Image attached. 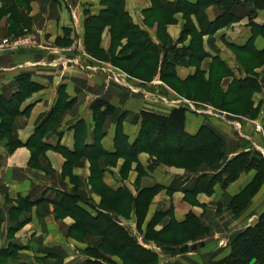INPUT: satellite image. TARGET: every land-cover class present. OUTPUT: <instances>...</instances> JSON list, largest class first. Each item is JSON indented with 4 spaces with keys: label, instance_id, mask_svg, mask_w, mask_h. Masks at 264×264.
Returning a JSON list of instances; mask_svg holds the SVG:
<instances>
[{
    "label": "crops",
    "instance_id": "obj_1",
    "mask_svg": "<svg viewBox=\"0 0 264 264\" xmlns=\"http://www.w3.org/2000/svg\"><path fill=\"white\" fill-rule=\"evenodd\" d=\"M114 1L17 0L20 11L26 12L30 19L28 28L36 32L37 47L0 54V97L16 89L15 78L20 74H28L41 89L21 104L22 113L13 120L12 137L24 144L35 128L57 109L61 93L74 100L67 110L54 115L50 129L42 138L49 147L38 155L37 166L31 161L30 149L21 145L8 152L0 139V251L18 244L16 254L22 261L89 264V257L83 255L100 245L99 234L86 235L82 241L69 235L73 217L55 213V203L61 193L81 197L77 205L91 215L99 211L117 216L119 224L148 249L157 247L144 237L146 226L156 213L164 215L155 225L156 231L171 219L181 222L189 213L195 215L199 223L208 228L202 238L206 247L213 239L230 237L232 241L264 208V183L243 211L236 214L229 208L231 199L251 182L255 172L241 174L224 188L216 184L211 194L201 192L195 196V203H191L183 190L195 174H188L182 168L156 165L153 156L145 152L134 159L119 153L122 147L131 146L136 139L141 111L168 115L178 107L175 102L191 110L185 115V132L193 135L202 125L208 126L225 142L227 157L252 148H264V64H258L255 59L250 62L249 53L250 48L262 51L264 38L252 36L248 20V14L254 12L256 16L251 23L262 26L264 10H256L250 3L237 0L240 6L232 10L238 19L205 33L202 29L206 22L200 21L194 12L162 10L153 0H121L117 8L126 13L132 32L134 26L135 31L146 35L144 41L129 33L117 38L113 30L117 23L113 21L103 27L97 46L92 41L94 47L88 49L87 19L103 14L108 7L114 6ZM162 1L173 6L177 4V0ZM182 1L195 4L199 0ZM217 1L213 0L205 8L207 22L215 21L221 14ZM26 5L27 10H24ZM250 68L252 74H248ZM145 69L149 71L145 79L138 78L147 72ZM140 71V76H133V72ZM253 75L259 76L255 84L257 89H249L250 93L244 96L247 91L243 85L251 80L250 76L254 79ZM168 80L183 88L193 85L197 94L203 89H224L221 93L230 98L225 99L223 106L242 103L254 113L231 115L218 111L209 101L179 94ZM234 84L238 90L231 89ZM245 98L248 105H245ZM97 101L106 102L114 109L104 116L99 132L95 131L96 117L104 109L94 111ZM236 123L242 126L236 131L238 134H235ZM117 128H120L118 138ZM95 142L105 152L94 161L96 172L83 152ZM59 147L71 156L57 149ZM214 166L207 167L209 175L218 171ZM97 174L109 194L124 190L131 199L140 189L153 184L161 186L149 202L140 229L132 202L125 203L128 206L125 215L101 204L100 194L93 185ZM111 204L121 206L113 198ZM219 253V260L227 254L226 250ZM162 260L159 258L161 264H170L175 259L165 263ZM93 261L99 264L98 259ZM115 263L121 264L120 260Z\"/></svg>",
    "mask_w": 264,
    "mask_h": 264
},
{
    "label": "trees",
    "instance_id": "obj_2",
    "mask_svg": "<svg viewBox=\"0 0 264 264\" xmlns=\"http://www.w3.org/2000/svg\"><path fill=\"white\" fill-rule=\"evenodd\" d=\"M121 0H115L114 6L108 7L107 10L98 17H90L87 19V40L86 46L92 49L93 43L97 46V39L103 27L111 22H116L117 26L113 30L119 38L124 33L136 35L143 41L146 38L144 33L135 31L128 20L125 12L119 11L117 8ZM159 4L162 10L172 11L181 9L185 12H194L198 14L200 21H205L202 32L208 33L216 29L229 25L238 19L233 12V8L240 6L237 0H218L216 4L221 7V14L213 22H207L204 17L205 8L213 2V0H199L195 4H187L182 0H177L175 6L164 3L162 0H153ZM250 3L256 10H264V0H244ZM0 13L9 16L12 22L15 19L17 25L23 29L29 30L30 19L26 12L20 11L17 0H0ZM27 10V5L24 7ZM1 14V15H2ZM251 14H254L252 12ZM250 14H248V17ZM249 20L251 24L252 36L260 35L264 38V24L257 26ZM25 21V23H24ZM135 31V32H134ZM14 35V34H13ZM116 38V37H115ZM95 41H94V40ZM88 44H90L88 46ZM250 62L255 59L258 64H264V49L256 51L250 48ZM250 71V70H249ZM171 73V72H170ZM16 89L9 97H0V139L3 145L10 152L17 146H25L32 151L31 161L35 166L38 165L37 157L44 152L49 146L42 141L43 135L50 129L54 121V115L61 110H67L74 100L69 99L65 94L61 93L56 104L55 111L46 122L35 128L32 136L22 144L12 137L13 120L22 113L20 111L21 104L35 91L41 89V86L32 81L28 74H20L15 78ZM59 89H63L60 87ZM103 108L104 110L97 113L95 131L99 132L103 125L105 115L113 112V107L106 102L97 101L93 109ZM24 112V111H23ZM186 108H173L168 115H161L149 111L140 112L139 132L133 144L129 147H122L120 154H124L127 158H135L137 154L145 152L156 158V163L167 166L179 167L189 173H193L206 166L212 165L223 158V140L211 128L206 125L199 127L198 131L193 134H187L184 129ZM120 136V128H117V138ZM64 152L67 156L68 151L64 148H57ZM87 158L91 161V167L94 161L98 160L101 154H105L100 149L98 142L87 147L83 151ZM70 161V160H69ZM95 172L96 165L94 166ZM254 170L255 174L251 182L235 195L230 203L229 208L236 214L245 209L251 197L258 191L264 181V159L255 152H242L231 158L225 166L216 174L208 173L195 174L192 181L183 191L186 199L195 203V196L201 192L211 194L215 184H220L223 188L229 183L237 179L240 173ZM161 186L153 184L146 188L140 189L135 197H131L123 190L119 193L112 194L110 197L101 195V204L106 208L118 210V206L112 205V198L115 201L126 198L124 203L130 205L133 203L135 216L137 219V228L143 222L149 202L155 194L159 192ZM107 197V198H106ZM82 201L81 197L76 194L61 193L59 200L55 203V213L57 216L64 214L70 215L75 219V226L69 228V235L75 238L84 239L86 235H101V243L98 247L88 249V254L95 252L98 254L112 253L117 255L122 264H155L158 260L157 254L150 249H145L139 245L136 238L129 234L127 230L121 226L115 217L102 212L96 211L95 215H91L84 208L77 205ZM121 203V202H120ZM128 207V206H127ZM120 210V209H119ZM124 211V209H123ZM120 210L121 214L126 213ZM169 214H171L169 212ZM164 215L156 213L153 219L147 224L144 237L146 240L153 241L164 252L168 248L172 251L176 246L181 247L187 242H196L199 238H203L208 230L199 223L198 218L189 213L181 222L173 219L162 229L156 231L155 225ZM176 228V229H175ZM165 234H171L169 239L164 238ZM181 236V237H180ZM164 238V239H162ZM93 249V251H92ZM16 254L15 245L5 251H0V264H6L8 259H12ZM102 254V255H104ZM100 257V256H99ZM97 257V258H99ZM264 264V215L260 216L257 222L251 226H247L236 234L231 242V252L228 257L223 258L215 264Z\"/></svg>",
    "mask_w": 264,
    "mask_h": 264
},
{
    "label": "rangeland",
    "instance_id": "obj_3",
    "mask_svg": "<svg viewBox=\"0 0 264 264\" xmlns=\"http://www.w3.org/2000/svg\"><path fill=\"white\" fill-rule=\"evenodd\" d=\"M0 9H1V7H0ZM1 14L2 13H0V33H1L0 34V40L3 39V38H9L11 40H18L19 38L24 37V36L29 35V34L35 35L36 32L33 33V31H31L30 28H29V30L25 29L23 31L21 29L17 28V24H15L16 23L15 19H13V21L11 22L9 20V18H8L9 16H7L4 13L2 15ZM255 16H256V14H250V16L248 17V20H250L251 18H255ZM24 23H25V21H24ZM35 37H36V43L34 44V47L27 48V49H33V48L37 47V36L35 35ZM21 50H26V49H21ZM21 50H19V51H21ZM133 67H134V65H133ZM250 69L251 70L248 72V74H252L253 69L252 68H250ZM128 70H129L128 72H131V68H129ZM138 70H142V69L138 68ZM146 71L147 72H145L144 74H142V76L139 75V74H141L142 71H140V73H138V74L136 72L135 73L133 72V76H140L138 78H141L142 77V78L145 79V77H146L145 75H147L149 73L148 70H146ZM250 78H251V80L247 84L243 85V89H245V91H247V92H245L244 96L245 95H248L250 93L249 89H257L256 86H255V84L256 83L258 84V81L257 80H258L259 76H254V79L255 80L251 76H250ZM167 83L170 86H172L173 90H175L176 92H178L179 94H181V95H183L185 97L193 98L195 100H201V101L206 100V101L211 102L212 104H214V106H215L214 108L217 109L218 111L220 110L222 112H226V113L231 114V115H242V114L252 115L254 113L252 110L251 111H248L247 108H244L242 106V103H238L236 105L234 104L233 106H229V107L223 106V102L225 101V99H229L230 98L229 96H227L225 98V95L223 93H221V92H223L224 89H203L204 91H201V92H199L197 94V91L194 89V86L193 85H188L187 87L183 88L177 82H174V81L168 80ZM235 87L236 86L234 84V85H232L231 89L234 90ZM235 90H238V89H235ZM10 94H7L6 96L9 97ZM174 104L177 105L178 107L180 105L177 102H175ZM245 105H248V100L246 98H245ZM186 110H187V112L191 111V110H189L187 108H186ZM209 114L212 115V116H215V115H213V113H209ZM139 117H140V113H139ZM234 126H235V128L237 127V129L235 130V134H236L237 132H239L241 130L242 126H239L238 123H236ZM244 128L246 130H248V127H246V125H245ZM223 147H224L223 148V155L224 156H223V158L220 161L215 162L214 164L209 165V166H206V167H204L202 169H199L198 171L193 172V173H189L186 170L185 171L188 174H196V175H198V174H200L202 172L208 173L209 171H208L207 167H211V166H214L215 165L214 167H218V171H215V173H213V174H216L220 170H222V168L225 166V164L227 163V161H229L231 158H233L234 156H236V155H238L239 153H242V152H249V151L250 152H255V153H258L264 159V148H262V149H260V148L259 149L252 148V149H249V150L241 151V152L237 153L236 155H234V156H232V157L229 158V157L226 156V152H225V142L224 141H223ZM153 161H154V163L156 165H164V164H161V163H156V158L155 157H153ZM165 166H167V165H165ZM168 167H174V166H168ZM174 168H179V167H174ZM251 171L254 172V170H251ZM243 173H247V172H242V173L239 174V176L241 174H243ZM239 176L237 178H239ZM191 181H192V179L190 180V182ZM263 183H264V181H263ZM93 185H94V189L97 190L96 193H99L100 194V197H101V195H102V197H104L105 195H108L110 197L109 190H106V188H103V186H102V184L100 182V179L98 177V174L95 176V182H94ZM218 185L220 186V184H218ZM252 197H251V199H252ZM125 198H126V194L124 193V198L123 199H118V200H119V202H121V206H120L119 209L122 210V211L124 209V211L126 212V210H127L128 207L124 203ZM250 200H249V202H251ZM132 208H133V211H134V207H132ZM119 209L118 210H115V209L109 208L108 210H110V211L113 210L117 214H121ZM121 215H125V213L124 214H121ZM262 215H264V208H263V210L260 212V214L258 216L256 215V217H257L256 220L253 221L249 226L255 224L257 222L258 218L260 216H262ZM115 218H117V216H115ZM136 221H137V219H136ZM117 222L119 223L118 220H117ZM74 224H75V219H74L73 225ZM125 229L127 230V232H129V234H131L130 230H128L127 228H125ZM206 230H208V228ZM133 233H135V232H133ZM170 237H171V234H169V235L168 234H165L164 235V238L169 239ZM164 238H162V239H164ZM78 240L82 241V239H79V238H78ZM136 241L138 242V239L137 238H136ZM203 242H205V241H202V238H199L196 242H193V243L190 242V241L187 242L186 245L191 246L193 244H197L198 245V248H197L196 251H191L189 249L186 253L179 252V248L180 247H178V246H176L172 250V251H174V253L168 252V251H170V248H168L164 252H161V249L158 246L156 248L155 247H151L149 249H152V251H154V253L157 254L158 260L155 262V264H161L159 262V258L160 259L161 258L164 259V260H162V263L167 262L168 259H170V260L171 259H175L173 263H170L171 262L170 261L169 262L170 264H187V263H191V264H215V263L220 262V260H219V258L221 257V254L219 253L220 250H226V253L227 254H226L225 257H228L229 254H230V252H231V242L232 241H231V238L230 237H224L223 239H220V240H217V239L209 240V242H208V244H207L206 247H204V246L201 247L200 246V244L203 243ZM221 242L223 244L222 245H219V243H221ZM217 245L220 247V249H217L216 250V248L218 247ZM10 247L11 246H9L7 249H9ZM18 247H19L18 244L15 245L16 251L18 250ZM221 247H223V248H221ZM143 248H145V247H143ZM145 249H148V248H145ZM92 251H93V249H92ZM191 253H193V256L192 257L189 256V255H191ZM102 254H104V253H102ZM102 254H98V253H95V252H91L90 254H88V255L84 254L83 256H84V258L85 257H89V259H90L88 261L89 264H95L96 263V261H93V259H98L99 264H114L116 261L118 262L120 260V258L117 255H114L112 253H109V254L106 253L104 255H102ZM97 257H99V258H97ZM225 257H223V258H225ZM180 261L186 262V263H181ZM18 262H26V260L23 259V261H22L21 258L18 257L17 254H15V256L12 259H9L6 264H15V263H18ZM120 262H121V260H120ZM26 263L27 264H35V263L31 262V261L26 262ZM121 264H122V262H121Z\"/></svg>",
    "mask_w": 264,
    "mask_h": 264
},
{
    "label": "built area",
    "instance_id": "obj_4",
    "mask_svg": "<svg viewBox=\"0 0 264 264\" xmlns=\"http://www.w3.org/2000/svg\"><path fill=\"white\" fill-rule=\"evenodd\" d=\"M36 43L35 35L29 34L18 40L3 38L0 40V54H13L21 49L34 47Z\"/></svg>",
    "mask_w": 264,
    "mask_h": 264
},
{
    "label": "water",
    "instance_id": "obj_5",
    "mask_svg": "<svg viewBox=\"0 0 264 264\" xmlns=\"http://www.w3.org/2000/svg\"><path fill=\"white\" fill-rule=\"evenodd\" d=\"M200 246L203 247V246H204V243H201ZM197 248H198V245H197V244H193V245H191V246L183 245V246H181V247L179 248V252H181V253H186L189 249H190L191 251H196Z\"/></svg>",
    "mask_w": 264,
    "mask_h": 264
}]
</instances>
